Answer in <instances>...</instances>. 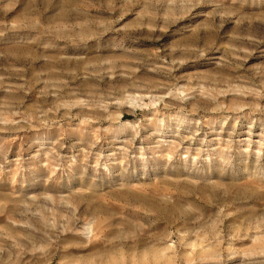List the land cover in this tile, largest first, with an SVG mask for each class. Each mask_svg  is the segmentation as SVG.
I'll use <instances>...</instances> for the list:
<instances>
[{
	"label": "rangeland",
	"instance_id": "374dc122",
	"mask_svg": "<svg viewBox=\"0 0 264 264\" xmlns=\"http://www.w3.org/2000/svg\"><path fill=\"white\" fill-rule=\"evenodd\" d=\"M0 264H264V0H0Z\"/></svg>",
	"mask_w": 264,
	"mask_h": 264
}]
</instances>
